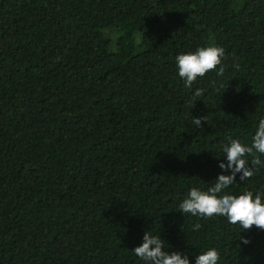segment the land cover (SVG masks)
<instances>
[{
	"label": "trees",
	"instance_id": "16d2710c",
	"mask_svg": "<svg viewBox=\"0 0 264 264\" xmlns=\"http://www.w3.org/2000/svg\"><path fill=\"white\" fill-rule=\"evenodd\" d=\"M211 45L223 75L186 87L177 55ZM261 118L264 0H0V264H147L146 231L264 264V230L178 210ZM245 190L264 165L225 191Z\"/></svg>",
	"mask_w": 264,
	"mask_h": 264
},
{
	"label": "clouds",
	"instance_id": "9594fccd",
	"mask_svg": "<svg viewBox=\"0 0 264 264\" xmlns=\"http://www.w3.org/2000/svg\"><path fill=\"white\" fill-rule=\"evenodd\" d=\"M225 57V49L222 46H202L194 51H188L177 55L176 62L178 74L183 79L185 86L191 88L192 84L209 71L217 70L218 75H223L222 66ZM202 89H196L194 95L201 96ZM202 120L206 117H193V123L197 128L202 126ZM223 151L227 158V164L221 162L219 167L229 171L218 175L215 183L207 190L193 187L187 196L180 202L178 210L183 214L211 218L224 216L230 224H239L242 230H250L253 226L264 230V193L254 194L251 190H245L240 194H232L225 191L236 181L237 173L240 180L246 181L259 171L264 161V118L259 120L258 127L252 136L251 145L242 143L238 138H229V143ZM259 153L261 155H256ZM251 156L249 161L248 157ZM200 224L193 225L194 230H199ZM244 244L249 243L247 238H241ZM165 240L160 235H153L146 231L143 242L133 250L135 255L147 262V264H190L189 257L180 252L168 253L164 249ZM220 259L216 248H209L196 256L195 264H218Z\"/></svg>",
	"mask_w": 264,
	"mask_h": 264
}]
</instances>
